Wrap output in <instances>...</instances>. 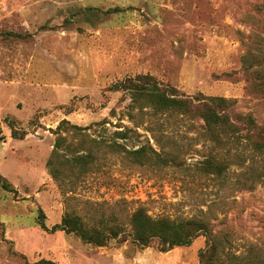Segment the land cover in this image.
Segmentation results:
<instances>
[{
	"label": "rangeland",
	"instance_id": "obj_1",
	"mask_svg": "<svg viewBox=\"0 0 264 264\" xmlns=\"http://www.w3.org/2000/svg\"><path fill=\"white\" fill-rule=\"evenodd\" d=\"M137 75L235 101L264 131V0H0V175L16 192L0 186V264H200L204 235L166 253L140 247L138 209L206 221L223 264H264V153L245 129L213 138L110 90ZM63 120L80 129L58 131ZM141 148L142 164L128 153ZM87 153L86 173L65 164ZM209 160L229 169L209 173ZM39 210L48 228L72 214L121 233L93 246L43 230Z\"/></svg>",
	"mask_w": 264,
	"mask_h": 264
},
{
	"label": "trees",
	"instance_id": "obj_2",
	"mask_svg": "<svg viewBox=\"0 0 264 264\" xmlns=\"http://www.w3.org/2000/svg\"><path fill=\"white\" fill-rule=\"evenodd\" d=\"M111 91H124L131 95V98L140 111L146 109L153 110L160 115H178L189 120H199L203 123L208 135L213 138H218L219 131L226 134L244 138L245 136L251 140L256 149L264 153V142L257 136L263 135L264 131L256 125L254 119L249 115H242L235 109V101H230L221 97H207L202 94H197L194 97L187 96L176 88L164 85L158 82L150 75H137L132 78H127L124 81L113 84L110 87ZM135 107V106H133ZM71 110L68 111V114ZM72 127L75 130L80 129L78 126L71 125L69 121L63 120L58 131L62 128ZM70 126V127H69ZM245 129V130H243ZM13 134L16 135V130L13 129ZM244 131V132H243ZM120 136L125 134H118ZM25 134L20 138L24 139ZM56 142L55 151L60 146V141ZM144 148L133 150L130 153L133 159L138 163L145 156ZM94 155L91 153L79 154L72 159H66L65 164L83 165L82 173L88 171L89 165L93 163ZM206 171L216 174L217 176L229 169V165L215 160H209L205 163ZM211 171V172H210ZM0 186L8 192H15L12 184L2 175H0ZM16 193V192H15ZM46 217L42 210H39L38 223L40 227L50 233L66 232L74 233L79 236L84 243L93 246H104L108 240L117 238L121 229L119 226H114V229H104L89 231L85 223L78 216L67 214L60 224L48 228L46 225ZM131 236L135 242L142 248L151 247L154 244L158 245L160 252H169L177 247L189 246L192 240L200 235L206 237L207 246L200 251V264H223L225 262L224 250L215 242L212 228L204 220L186 219L172 220L168 217L152 218L144 209L136 210L130 219ZM238 256L231 258L232 264ZM37 264H49V262L41 261ZM226 264V263H225ZM236 264H262L250 259H243Z\"/></svg>",
	"mask_w": 264,
	"mask_h": 264
}]
</instances>
